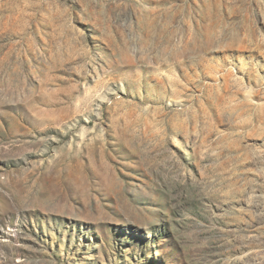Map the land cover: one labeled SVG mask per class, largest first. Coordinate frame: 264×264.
Instances as JSON below:
<instances>
[{
  "label": "rangeland",
  "instance_id": "rangeland-1",
  "mask_svg": "<svg viewBox=\"0 0 264 264\" xmlns=\"http://www.w3.org/2000/svg\"><path fill=\"white\" fill-rule=\"evenodd\" d=\"M0 264H264V0H0Z\"/></svg>",
  "mask_w": 264,
  "mask_h": 264
}]
</instances>
